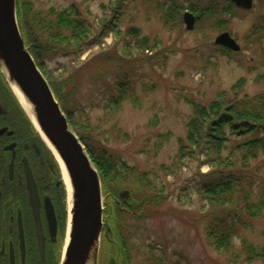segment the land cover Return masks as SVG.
I'll list each match as a JSON object with an SVG mask.
<instances>
[{
    "label": "rangeland",
    "instance_id": "1",
    "mask_svg": "<svg viewBox=\"0 0 264 264\" xmlns=\"http://www.w3.org/2000/svg\"><path fill=\"white\" fill-rule=\"evenodd\" d=\"M116 1L32 0L37 10L52 7L62 10L74 3L89 7L91 15L86 14L85 18L87 23L90 21L94 25L92 36L104 19H111L114 11L109 5ZM165 1H132L124 8L125 14L118 25L121 36L109 33L102 44L94 45L80 57L50 59L47 71L60 80H69L80 70L79 77L70 81L76 93L73 97L81 108L78 112L80 125L87 126L93 137L120 156L123 163L141 175L147 174L150 180L157 178L155 189L162 191L164 196L169 194L161 205L151 204L146 217L126 215L121 221L131 248L129 264H141L145 256H152L151 252L162 259L163 264H264L262 261L248 263L243 259L233 262L228 255L209 245L202 220L208 205L197 195L196 187L200 174L209 172L212 165L192 159L180 166L177 158L178 140L186 137L187 125L195 115L191 101L207 106L219 93L229 92L240 84L241 96L264 94V0H254L250 11L231 8L233 15H224L228 21L227 30L241 46L238 53L215 46L216 38L224 30L216 27L215 16L197 22L195 29L190 31L184 23L173 30L166 28L159 17L165 10L160 12L157 7ZM189 2L176 0L183 7L190 3L203 7L208 0ZM215 4L225 6L228 3L215 0ZM130 27L140 28L143 35L151 39H160L159 46L149 52L130 48L126 38ZM123 72L136 80L135 98L125 100L117 110L106 108V100L101 103L103 94ZM5 91L11 99L9 90ZM11 94L19 103L13 92ZM105 97L108 98V94ZM2 99L9 103L4 95ZM95 100L101 101L99 107L94 105ZM253 138L254 135L248 137ZM229 154L230 150L224 152L225 156ZM250 165L255 180L251 188L254 191L252 207L258 210L259 203L264 204V154L260 152L257 160H250ZM171 169L175 172L171 173ZM57 173L63 180L62 172ZM67 197L66 189L68 200ZM131 199L132 194L128 200ZM243 239L257 248L264 246V206L261 215L251 219L250 227L235 239L236 250ZM108 240L103 234L98 264H110L115 254Z\"/></svg>",
    "mask_w": 264,
    "mask_h": 264
},
{
    "label": "trees",
    "instance_id": "2",
    "mask_svg": "<svg viewBox=\"0 0 264 264\" xmlns=\"http://www.w3.org/2000/svg\"><path fill=\"white\" fill-rule=\"evenodd\" d=\"M132 1L135 0H117L115 4H110L109 8L114 11L111 19H104L96 35L92 36L94 25L90 21L87 23L85 18L86 14L91 15L89 7L84 8L74 3L62 10L53 7L37 10L32 0H18L19 24L26 47L49 81L71 127L86 145L89 156L102 178L107 201L105 220L112 227L116 247L110 264H129L131 261V248L121 223L126 215L144 218L151 204L161 205L169 194L164 196L162 191L155 189L157 178L150 180L147 174L141 175V172L123 163L120 156H116L114 151L107 149L93 137L87 126L80 125L78 112L81 108H78L73 97L76 93L70 87V81H74L75 76L79 77L80 70L69 80H60L57 76L50 75L46 67L48 60L58 56L80 57L94 45L102 44V40L109 33L116 32L121 36L118 25L125 14L124 8ZM169 1L158 3L157 7L160 12L165 10L159 17L164 26L171 30L184 23L186 10L197 16V22L215 16L216 27L227 30L228 21L224 15H233L231 8L236 9L229 0H225L228 3L225 6L215 4V0H208L203 7L190 3L195 0H190L188 7L176 3V0H171V4ZM211 26L214 27L213 23ZM254 28L258 29L259 26ZM126 36L130 48L135 47L144 52L157 48L161 42L158 38L144 36L137 27L128 28ZM221 50L230 52L226 48ZM0 76L2 84L13 98L4 76ZM134 82L136 80L130 78L126 72L121 73L109 84L107 92L103 94V101L95 100L94 105L99 107L106 100V108L119 109L125 100L135 98ZM241 90V84L235 85L229 92L219 93L207 106L191 101L195 115L187 125L186 137L178 140L177 158L180 166H185L192 159L200 161L201 164L212 165L209 172L200 174L201 178L196 187L197 195L208 205L202 214V220L209 245L228 255L233 262L241 259L248 263L264 262V246L257 248L243 239L238 250L235 247V239L250 227L251 219L261 215L264 206L260 202L258 210L252 207L254 191L251 188L255 180L250 165V160H257L260 152L264 154V94L241 96ZM106 94L108 98L105 97ZM80 129L86 130V133ZM251 135H254V138L248 139ZM47 150L59 168L51 151ZM226 150H230L227 156L224 155ZM170 171L175 172L173 169ZM129 177H132V180ZM124 189L131 191V200L121 199L120 193ZM151 255L150 258L145 256L141 264H163L162 259L155 257L152 252Z\"/></svg>",
    "mask_w": 264,
    "mask_h": 264
},
{
    "label": "water",
    "instance_id": "3",
    "mask_svg": "<svg viewBox=\"0 0 264 264\" xmlns=\"http://www.w3.org/2000/svg\"><path fill=\"white\" fill-rule=\"evenodd\" d=\"M231 1L245 10L253 7V0ZM18 10V0H0V72L62 172L69 221L61 264H98L103 234L110 239L108 241L116 253L112 227L105 220L107 201L104 203L102 178L86 145L71 127L49 81L26 47ZM184 21L186 28L192 30L196 17L188 12ZM215 44L240 50L229 32L220 34ZM15 89L22 95L27 108ZM65 174L72 188L71 195ZM130 195L128 189L120 193L124 200Z\"/></svg>",
    "mask_w": 264,
    "mask_h": 264
},
{
    "label": "flooded vegetation",
    "instance_id": "4",
    "mask_svg": "<svg viewBox=\"0 0 264 264\" xmlns=\"http://www.w3.org/2000/svg\"><path fill=\"white\" fill-rule=\"evenodd\" d=\"M5 90L0 76V264H61L66 186L45 142Z\"/></svg>",
    "mask_w": 264,
    "mask_h": 264
},
{
    "label": "bare ground",
    "instance_id": "5",
    "mask_svg": "<svg viewBox=\"0 0 264 264\" xmlns=\"http://www.w3.org/2000/svg\"><path fill=\"white\" fill-rule=\"evenodd\" d=\"M15 91H16L17 95L19 96L20 100L22 101L23 105L27 108V106H26V104H25V102H24V99H23L22 95L18 92L17 89H15ZM64 172H65V171H64ZM64 176H65V182H66V184H67V186H68V188H69V193H70V195H71L72 188H71V185H70V182H69V178H68V176H67L66 174H65ZM70 199H71V201H72V198H70ZM67 241H68V240H67Z\"/></svg>",
    "mask_w": 264,
    "mask_h": 264
}]
</instances>
